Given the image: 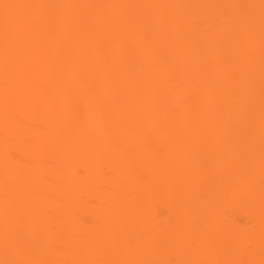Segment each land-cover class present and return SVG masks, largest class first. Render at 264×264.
Here are the masks:
<instances>
[{
  "label": "bare ground",
  "instance_id": "obj_1",
  "mask_svg": "<svg viewBox=\"0 0 264 264\" xmlns=\"http://www.w3.org/2000/svg\"><path fill=\"white\" fill-rule=\"evenodd\" d=\"M7 2L0 261L261 264V0Z\"/></svg>",
  "mask_w": 264,
  "mask_h": 264
},
{
  "label": "snow or ice",
  "instance_id": "obj_2",
  "mask_svg": "<svg viewBox=\"0 0 264 264\" xmlns=\"http://www.w3.org/2000/svg\"><path fill=\"white\" fill-rule=\"evenodd\" d=\"M37 7H56V6H43V5H25V4H14L9 3L7 0H0V19L3 23V38L5 44V88L7 93L8 79H7V70L9 64V52L10 44L14 38L18 37L21 34V17L18 14H13V10L18 9H27V8H37ZM192 7H209V6H192ZM246 7V6H241ZM261 19H260V30H261V40H262V52H261V64H262V86H261V129H262V149H264V0H261ZM247 25L251 29L254 21L251 18H248ZM114 44H117V41H113ZM8 97L6 95V101ZM251 104V99L249 100ZM155 116L156 114L153 113ZM262 167H264V150H262ZM264 183V181H262ZM0 264H40L37 261L31 260H11V261H0ZM85 264H150L147 261H109V262H85ZM189 264H211L207 261H193ZM261 264H264V261H261Z\"/></svg>",
  "mask_w": 264,
  "mask_h": 264
}]
</instances>
